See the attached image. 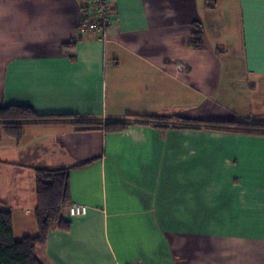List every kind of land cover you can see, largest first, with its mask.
Returning <instances> with one entry per match:
<instances>
[{
	"label": "crops",
	"instance_id": "0c3cea01",
	"mask_svg": "<svg viewBox=\"0 0 264 264\" xmlns=\"http://www.w3.org/2000/svg\"><path fill=\"white\" fill-rule=\"evenodd\" d=\"M86 2L0 0V105L100 124L264 122V0H109L105 40L78 31ZM196 22L200 49L188 45ZM84 161L70 202L88 213L51 229L36 246L42 264H264V134L46 123L16 143L0 127V209L14 240L37 234L35 170Z\"/></svg>",
	"mask_w": 264,
	"mask_h": 264
},
{
	"label": "trees",
	"instance_id": "16d2710c",
	"mask_svg": "<svg viewBox=\"0 0 264 264\" xmlns=\"http://www.w3.org/2000/svg\"><path fill=\"white\" fill-rule=\"evenodd\" d=\"M207 7H213L215 0H206ZM204 29L201 23L193 25L192 37L188 45L192 48L203 47ZM74 115L41 114L30 105H0V127L4 133L19 143L24 135V127L28 124L71 123L79 127H100L108 132L122 131L132 123L167 126L170 121L181 125L208 127L216 129L243 130L264 134V122L204 121L180 116H140L132 120H110L103 124L95 121L72 120ZM88 161L78 162L73 166L59 169L35 170L36 205L33 216L37 224L35 236H25L14 240L12 214L9 209H0V264H42L36 256V246L44 244L53 227L68 230L72 221L67 219L62 210L70 204V171L87 165Z\"/></svg>",
	"mask_w": 264,
	"mask_h": 264
},
{
	"label": "built area",
	"instance_id": "2783aa9c",
	"mask_svg": "<svg viewBox=\"0 0 264 264\" xmlns=\"http://www.w3.org/2000/svg\"><path fill=\"white\" fill-rule=\"evenodd\" d=\"M111 24L109 0H87L80 8L78 31L80 33L100 31L102 39ZM89 207L86 204L72 202L65 206L62 213L69 219H79L87 215Z\"/></svg>",
	"mask_w": 264,
	"mask_h": 264
},
{
	"label": "rangeland",
	"instance_id": "374dc122",
	"mask_svg": "<svg viewBox=\"0 0 264 264\" xmlns=\"http://www.w3.org/2000/svg\"><path fill=\"white\" fill-rule=\"evenodd\" d=\"M171 122H173V121H170V122H168V123H171ZM175 122V121H174ZM177 122V121H176Z\"/></svg>",
	"mask_w": 264,
	"mask_h": 264
}]
</instances>
